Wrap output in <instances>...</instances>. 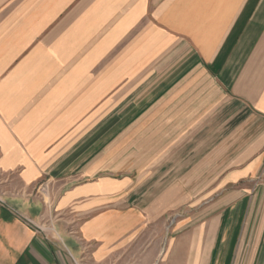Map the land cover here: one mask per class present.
<instances>
[{
    "label": "crops",
    "instance_id": "0c3cea01",
    "mask_svg": "<svg viewBox=\"0 0 264 264\" xmlns=\"http://www.w3.org/2000/svg\"><path fill=\"white\" fill-rule=\"evenodd\" d=\"M129 85L171 134L231 136L230 237L144 259L135 177L102 173ZM0 264H264V0H0Z\"/></svg>",
    "mask_w": 264,
    "mask_h": 264
},
{
    "label": "rangeland",
    "instance_id": "374dc122",
    "mask_svg": "<svg viewBox=\"0 0 264 264\" xmlns=\"http://www.w3.org/2000/svg\"><path fill=\"white\" fill-rule=\"evenodd\" d=\"M148 74L145 71L141 77L146 81ZM134 77V71L129 70V82H135ZM147 88L127 86L129 108L122 119L112 118L110 136H105L112 147L113 165L111 170L102 172L116 178L126 174L135 177L137 183L129 190V202L149 211L147 214L145 211L143 232L145 260L152 255L155 245L161 244L162 249L168 239L178 244L182 240L230 237L232 229L237 227L233 226L232 215L225 213L232 206L230 193L248 186L247 179L234 183L223 182L220 177L216 181L215 174L220 168L215 161L219 153L216 147L229 146L231 136L200 134L197 126L184 134L178 125L175 130L180 134L174 135L168 131L171 128L167 119H143L141 116L152 109L151 100L144 103V109H136L133 101L137 100L140 89L146 92ZM119 94L118 88L114 101L119 100ZM115 103L113 117L120 109L119 103L114 107ZM219 139L220 143L216 144ZM104 142L99 141L96 148L107 144ZM230 155V151H225L221 159V163L225 162L222 179L231 172L226 166ZM173 179L176 181L171 182Z\"/></svg>",
    "mask_w": 264,
    "mask_h": 264
}]
</instances>
